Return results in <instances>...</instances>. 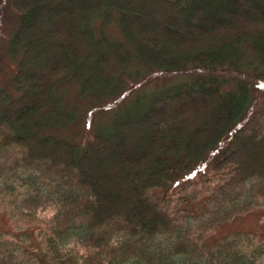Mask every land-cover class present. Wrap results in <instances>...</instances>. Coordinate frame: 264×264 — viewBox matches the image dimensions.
<instances>
[{
	"label": "trees",
	"instance_id": "16d2710c",
	"mask_svg": "<svg viewBox=\"0 0 264 264\" xmlns=\"http://www.w3.org/2000/svg\"><path fill=\"white\" fill-rule=\"evenodd\" d=\"M12 4L19 59L0 87V190L11 176L20 179L21 213L30 220L50 208L40 233L52 262L254 264L235 242L222 237L210 248L205 237L264 203V110H252L250 86L264 80V0ZM133 66L146 68L140 83L195 76L94 132L83 147L64 138L80 116L58 86L76 81L81 96H115ZM14 150L20 155L7 164ZM212 156L214 176L196 178ZM195 200L205 206L186 210ZM21 250L0 231V264H42Z\"/></svg>",
	"mask_w": 264,
	"mask_h": 264
},
{
	"label": "rangeland",
	"instance_id": "374dc122",
	"mask_svg": "<svg viewBox=\"0 0 264 264\" xmlns=\"http://www.w3.org/2000/svg\"><path fill=\"white\" fill-rule=\"evenodd\" d=\"M17 23L18 17L12 0H1L0 87L8 85L10 77L16 70V63L19 59V55L11 44ZM106 32L113 37L116 35V29L112 25L107 26ZM71 41L75 44V39L71 38ZM136 69L138 68L133 66L126 72L124 77V90L119 91L115 96H101L97 94L81 96L79 94L78 82L61 83L57 88V92L64 95L65 106L70 109L75 108L80 116L75 126L63 130L64 138L83 147L84 142L94 132L98 130H109L111 127H114L116 120L120 117L133 110L144 109L156 94L167 91L172 87L176 88L179 84L188 83L195 76V74L190 73H179L167 76L157 75L146 82L140 83V79L145 78L147 75L144 74L146 73V68H141L140 66V69H138L140 78H135L137 75V72H135ZM247 69L249 72H254L251 68ZM133 85L136 87L122 97L120 102L112 103L126 89L128 90ZM250 86L256 91L257 95V100L252 110H264V80L253 81L250 83ZM9 89H11V86H9ZM12 93L16 94L14 90H12ZM93 107H95L94 111L92 109ZM90 113L91 116L89 117L87 114L90 115ZM19 155L20 153L14 150V154L10 156L7 164H11L12 160ZM213 158L214 156L209 157L207 162L201 166L200 170L194 175L196 178H206L203 174L204 172H207L208 176H214V172L211 169L214 162ZM4 171L10 172L8 168H5ZM11 177L7 179V183L1 185L0 231L12 235L14 240L22 245L21 253L23 256L42 264H55L49 257L45 242L40 233L43 226L50 221L52 215L50 208L39 211L34 219L30 220L24 217L20 207L22 205L24 187L20 184V179ZM181 188L182 186L179 184L174 187V190H180ZM177 193L181 194V192ZM184 206L186 210L190 208L194 210L203 208L205 204L202 200H195L190 201ZM222 237L235 242V246L245 251L254 260V264H264V203L257 202L249 210L242 211L228 220L223 221L215 228L208 230L205 237L206 245L212 248ZM213 264H217L215 260ZM218 264L221 263L218 262Z\"/></svg>",
	"mask_w": 264,
	"mask_h": 264
}]
</instances>
